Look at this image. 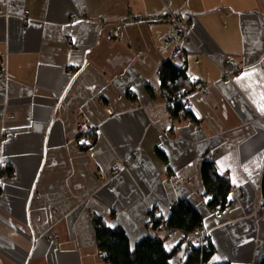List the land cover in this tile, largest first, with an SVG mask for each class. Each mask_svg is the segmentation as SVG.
Wrapping results in <instances>:
<instances>
[{"label": "crops", "instance_id": "1", "mask_svg": "<svg viewBox=\"0 0 264 264\" xmlns=\"http://www.w3.org/2000/svg\"><path fill=\"white\" fill-rule=\"evenodd\" d=\"M166 6L189 27L195 119L165 106ZM263 38L264 0H0V264H109L94 216L133 247L164 238L149 213L179 200L202 216L205 264H261ZM228 58L245 67L231 81ZM205 158L229 179L223 210L204 195ZM187 240L166 238L170 264H186Z\"/></svg>", "mask_w": 264, "mask_h": 264}, {"label": "trees", "instance_id": "2", "mask_svg": "<svg viewBox=\"0 0 264 264\" xmlns=\"http://www.w3.org/2000/svg\"><path fill=\"white\" fill-rule=\"evenodd\" d=\"M159 77L164 93V102L169 100V97H174L171 110L168 113L174 119H179L181 112L183 113L182 119H195L192 113L187 110V104L181 100H176L175 97L178 93L186 92L189 94L190 88L194 86L185 71L184 64L171 60L163 62L159 68ZM200 172L204 185V195L209 197L208 206L211 209H225L227 207L225 196L230 189L229 179L218 172L215 161L211 158L202 160ZM261 195L264 207V173L261 182ZM92 222L97 246L100 251L106 252L105 260L109 264H170L171 255L166 252L164 247V241L168 237L166 233L164 238L145 236L131 247L124 230L120 226L110 227L98 216H94ZM149 224L152 229L164 228L165 232L167 230L182 231L189 237L203 228V219L190 202L179 200L171 205L170 213L166 219H162L153 211L150 212ZM212 252L211 244L207 250H202L199 245L188 239L185 263L205 264L210 259ZM261 264H264V258Z\"/></svg>", "mask_w": 264, "mask_h": 264}, {"label": "built area", "instance_id": "3", "mask_svg": "<svg viewBox=\"0 0 264 264\" xmlns=\"http://www.w3.org/2000/svg\"><path fill=\"white\" fill-rule=\"evenodd\" d=\"M164 13H167L169 18L172 20V27L169 31L165 32L161 37V43L165 49L171 51L170 60L174 62L181 63V58L183 55L184 44L187 42L189 37V27L187 23L183 20L182 16L177 15L175 13L169 12L167 10V6L163 10ZM162 13L153 17V19L161 18ZM262 44L264 45V38L262 40ZM264 56V54H263ZM245 70V67L235 60L234 58H228L224 64V67L221 69L222 78L228 81L233 80L235 77L242 74ZM159 76V74H158ZM197 86L199 90L203 93L207 92V88L202 83H198ZM188 93L183 92L182 94L178 93L175 95L176 100H181L183 103H187ZM174 97H169V100H165V106L168 112H170L172 107V100ZM183 113L179 114V119H182ZM133 155H137V152L134 151ZM118 166L115 167L117 169ZM175 204V202L173 203ZM166 223V222H165ZM172 231L167 230L166 235L170 236ZM188 239H190L195 244L199 245L202 250H207L211 244L208 233L206 231H198L196 233L191 234ZM106 252L101 251L99 253V257L102 259L106 258Z\"/></svg>", "mask_w": 264, "mask_h": 264}]
</instances>
